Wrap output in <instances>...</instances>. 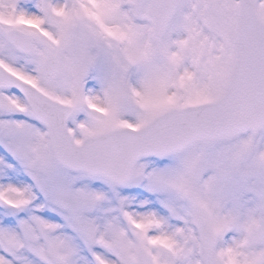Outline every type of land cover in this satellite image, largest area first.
<instances>
[{
	"label": "snow or ice",
	"instance_id": "snow-or-ice-1",
	"mask_svg": "<svg viewBox=\"0 0 264 264\" xmlns=\"http://www.w3.org/2000/svg\"><path fill=\"white\" fill-rule=\"evenodd\" d=\"M0 264H264V0H0Z\"/></svg>",
	"mask_w": 264,
	"mask_h": 264
}]
</instances>
